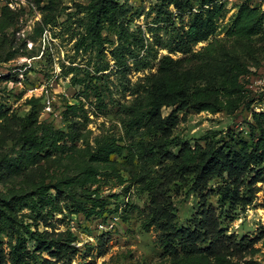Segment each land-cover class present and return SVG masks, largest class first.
<instances>
[{"label":"trees","instance_id":"obj_1","mask_svg":"<svg viewBox=\"0 0 264 264\" xmlns=\"http://www.w3.org/2000/svg\"><path fill=\"white\" fill-rule=\"evenodd\" d=\"M160 1L166 10L159 13H167L165 28L170 35L166 39L156 35L154 40L146 37L140 26L131 28V0H91L83 6L84 32L77 51L95 52V72L110 70L109 73L126 79L129 84L123 85L124 90L131 98L117 102L109 93L110 88L99 84L109 73H89L76 82L83 86L82 94L87 99L95 98L99 110L107 107V98L115 103L124 136L90 137L92 130L87 128L88 110L83 102L67 105L64 114L69 125L65 130L39 120V98L28 101L31 112L19 119L13 155L0 156V178L8 175L14 180L8 191L0 192V264H72L76 237L71 231L33 230V223L25 222V218L47 224L52 215L64 209L100 217L106 202L93 187L101 181L103 170H116L114 156L124 157L131 164L132 180L148 193L149 201L140 212L144 228L154 227L158 232L160 264H257L245 258L259 251L256 243L264 232L255 238L229 233L207 199L219 195L220 203L232 206L252 201L255 184L264 180V112L253 111L254 121L248 123L247 135L228 131L218 137L217 130H210L200 139L204 144L195 145L173 136L179 111L192 107L198 112H218L224 106L220 94L242 95L245 88L241 78L250 72L249 65L240 55L225 53L221 60L214 58L206 65L185 67L183 58L172 54L194 55L196 44L215 35L226 12L225 5L217 0ZM55 4L59 0H48L45 8ZM172 4L179 12L177 16L189 15L186 27L175 26L176 15L169 10ZM0 12L5 14L0 20L1 32L20 15L8 7ZM105 31L108 35L103 34ZM261 32L264 11L241 5L229 34ZM106 44L113 64L104 59ZM159 49L169 53L161 56L156 67L153 61L158 58ZM132 72H143L144 76L131 82ZM163 107L173 109L164 116ZM225 107L235 105L227 103ZM173 147L178 151H173ZM50 159L55 166L52 171L46 169L36 177H25L29 168ZM218 178L224 186L210 188V183ZM182 185L190 186L201 199L190 226L179 224L172 203V191ZM26 209L31 214L23 213ZM2 235L9 238L6 246ZM29 242L34 243V249ZM45 252L57 260L44 257Z\"/></svg>","mask_w":264,"mask_h":264},{"label":"rangeland","instance_id":"obj_2","mask_svg":"<svg viewBox=\"0 0 264 264\" xmlns=\"http://www.w3.org/2000/svg\"><path fill=\"white\" fill-rule=\"evenodd\" d=\"M32 1L34 7L21 11L15 23L0 31V44L3 43V47L0 46V156L13 155L19 119L31 112L28 101L33 97L40 99L36 105L40 121L52 122L55 127L67 130L69 122L64 114L67 105H80L83 102L88 110L87 128L92 130L90 137L124 136L115 103L111 104L112 101L107 98V107L103 111L99 110L95 98L87 99L82 94L83 86L76 82L89 73L101 76L110 72H95V52L77 51V43L84 32L86 11H83V6L91 0H59V4L50 9L45 8L48 0ZM217 1L225 5L226 12L218 22L219 28L215 35L196 44L194 55L173 53L172 56L183 58L185 67H195L206 65L214 58L221 60L225 53L236 54L248 63L250 72L241 78L245 88L242 95L220 94L219 99L224 105L220 111L198 112L189 107L178 112L179 122L173 130V136L187 140L191 145L197 142L204 144L200 139L210 130H217L218 137L228 131L247 135L248 123L254 121L253 111L264 112V32L245 36L229 34L241 5L264 11V0ZM130 3L132 29L140 26L150 40H154L156 35L168 38L170 34L165 28L168 15L159 13L166 10L162 9L160 0H131ZM169 10L176 15V27L188 25L189 15L177 16L179 12L173 4ZM1 13L0 20L5 15ZM45 20L50 22L45 23ZM103 34L108 35V32ZM110 38L115 39L113 35ZM106 46L104 59L113 64L109 44ZM168 53L167 49H159L158 58L153 64L157 67L161 56ZM156 67L152 68L153 72ZM142 76L143 72H132L129 79L136 82ZM101 80L99 84L110 88L111 91H108L115 101L124 102L131 98L129 92L124 90L123 85L127 87L129 84L126 79L111 74ZM227 103H234L235 108L226 109ZM48 106L51 109H47ZM172 109L163 107V115H168ZM172 150L176 152L178 148L173 147ZM53 163L51 159L44 160L29 168L25 177H36V174L46 169L52 171L55 168ZM113 165L116 170H103L101 181L93 187L98 189L100 199L106 202L100 217H86L64 209L62 213L52 215L47 224L36 222L30 217L25 218V222L33 223V230L71 231L76 237L73 243L76 254L72 264H160L162 249L157 242L158 232L154 227L144 228L143 214L140 212L149 201L148 193L132 180L130 170L134 168L124 157L114 156ZM12 180L8 175L0 178V192L8 191L14 185ZM223 186L224 181L219 178L210 183L212 189ZM242 191L247 195L245 189ZM171 197L179 224L190 226L193 216L200 209V197L188 185L174 188ZM219 200V195H210L207 203L217 210L222 226L229 233L255 238L264 232V180L255 184V194L250 203L232 206ZM23 213L31 214L28 209L23 210ZM1 238L6 246L9 238L5 235ZM29 246L34 249L33 242H29ZM256 247L259 251L245 259L264 264V236L256 243ZM43 255L51 261L57 260L47 252Z\"/></svg>","mask_w":264,"mask_h":264},{"label":"built area","instance_id":"obj_3","mask_svg":"<svg viewBox=\"0 0 264 264\" xmlns=\"http://www.w3.org/2000/svg\"><path fill=\"white\" fill-rule=\"evenodd\" d=\"M235 1V0H229ZM3 7H8L12 11L21 12L34 7V3L32 0H0V10ZM47 32V30H46ZM47 109H51L50 106Z\"/></svg>","mask_w":264,"mask_h":264}]
</instances>
